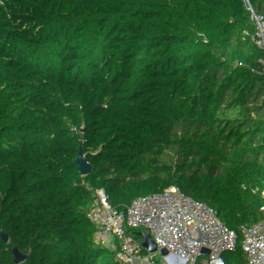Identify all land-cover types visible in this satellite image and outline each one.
Listing matches in <instances>:
<instances>
[{"label":"trees","instance_id":"1","mask_svg":"<svg viewBox=\"0 0 264 264\" xmlns=\"http://www.w3.org/2000/svg\"><path fill=\"white\" fill-rule=\"evenodd\" d=\"M118 2L0 0V264H258L203 127L264 232V0L168 42Z\"/></svg>","mask_w":264,"mask_h":264},{"label":"built area","instance_id":"2","mask_svg":"<svg viewBox=\"0 0 264 264\" xmlns=\"http://www.w3.org/2000/svg\"><path fill=\"white\" fill-rule=\"evenodd\" d=\"M217 2L218 0H119L117 8L125 12H139L143 18L159 24L168 42L172 30L180 29L185 24L211 27L218 14ZM185 101V90L179 88L175 98L158 107L157 112H173ZM203 130L216 156V174L225 185L224 203L245 232L248 246L257 254L258 264H264V232L252 230L243 216L246 186L239 185L232 179L229 171L230 148L228 145L216 143L206 127Z\"/></svg>","mask_w":264,"mask_h":264},{"label":"crops","instance_id":"3","mask_svg":"<svg viewBox=\"0 0 264 264\" xmlns=\"http://www.w3.org/2000/svg\"><path fill=\"white\" fill-rule=\"evenodd\" d=\"M243 135V132L239 133L237 136H236V139H240Z\"/></svg>","mask_w":264,"mask_h":264}]
</instances>
